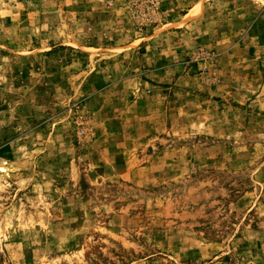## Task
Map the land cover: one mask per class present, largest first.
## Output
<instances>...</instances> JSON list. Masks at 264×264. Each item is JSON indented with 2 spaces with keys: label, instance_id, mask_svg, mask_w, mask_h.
Returning a JSON list of instances; mask_svg holds the SVG:
<instances>
[{
  "label": "rangeland",
  "instance_id": "rangeland-1",
  "mask_svg": "<svg viewBox=\"0 0 264 264\" xmlns=\"http://www.w3.org/2000/svg\"><path fill=\"white\" fill-rule=\"evenodd\" d=\"M0 264H264V0H0Z\"/></svg>",
  "mask_w": 264,
  "mask_h": 264
},
{
  "label": "bare ground",
  "instance_id": "bare-ground-1",
  "mask_svg": "<svg viewBox=\"0 0 264 264\" xmlns=\"http://www.w3.org/2000/svg\"><path fill=\"white\" fill-rule=\"evenodd\" d=\"M1 170L3 171V170H5V168H1Z\"/></svg>",
  "mask_w": 264,
  "mask_h": 264
}]
</instances>
